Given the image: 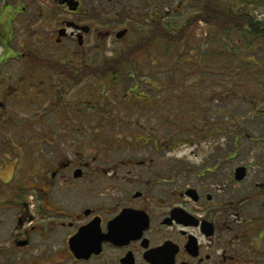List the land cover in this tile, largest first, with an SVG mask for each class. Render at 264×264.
I'll return each instance as SVG.
<instances>
[{
  "label": "flooded vegetation",
  "instance_id": "flooded-vegetation-1",
  "mask_svg": "<svg viewBox=\"0 0 264 264\" xmlns=\"http://www.w3.org/2000/svg\"><path fill=\"white\" fill-rule=\"evenodd\" d=\"M217 1L0 0V264H264V165L169 166L214 133L181 130L136 82L99 105L102 82L161 73L183 41L168 30L257 10Z\"/></svg>",
  "mask_w": 264,
  "mask_h": 264
},
{
  "label": "rangeland",
  "instance_id": "rangeland-1",
  "mask_svg": "<svg viewBox=\"0 0 264 264\" xmlns=\"http://www.w3.org/2000/svg\"><path fill=\"white\" fill-rule=\"evenodd\" d=\"M217 2L225 4L224 0ZM250 2V10L264 12V0ZM220 29L215 24H197L192 32L187 31V39L178 46L168 44L166 64L161 73L157 70L159 75L149 74L143 70H148L147 65H143L136 81L122 75L114 86L102 82L101 87L107 93L101 96V107L112 105L114 93L122 95L126 92L122 88L128 89L136 82L135 87L150 89L154 100L166 95L164 108L173 107L168 110V118L177 122V126L180 124L181 130L188 131V127L197 125L203 127L202 132L212 128L214 134H207L213 138L210 142L203 137L200 144L181 141L173 149H166L169 166L183 156L189 164L213 167L216 157L226 154L230 155L226 162L231 169L239 164H248L252 170L264 165V161L256 160L263 159L264 151L261 140L264 138V45L241 31ZM130 67L138 70L134 65ZM155 67L160 68V64ZM88 81L91 85L95 83V79ZM169 100H174V104ZM168 131L169 140L178 141L183 136L184 141L188 139V133L172 132L170 125ZM196 147H199L197 155ZM205 157L207 161L203 160Z\"/></svg>",
  "mask_w": 264,
  "mask_h": 264
},
{
  "label": "trees",
  "instance_id": "trees-1",
  "mask_svg": "<svg viewBox=\"0 0 264 264\" xmlns=\"http://www.w3.org/2000/svg\"><path fill=\"white\" fill-rule=\"evenodd\" d=\"M214 12V11H213ZM218 10H215V13H213L212 21L214 24L221 28H232L236 27L238 30L242 31L244 35L250 39H254V41L261 42L264 45V17H259L257 14L253 13H245V14H221L218 13ZM207 19V17H206ZM188 24L183 25L182 29H178L175 31L168 30L167 32V40L168 41H178V40H184L187 39L188 36ZM172 46V44H170ZM135 50L143 52V50H146V48H136ZM193 57V55H191ZM110 67L112 69H107V71H114L116 68L115 64H111ZM171 102V105L174 104V100H169ZM173 107H169V111Z\"/></svg>",
  "mask_w": 264,
  "mask_h": 264
},
{
  "label": "water",
  "instance_id": "water-1",
  "mask_svg": "<svg viewBox=\"0 0 264 264\" xmlns=\"http://www.w3.org/2000/svg\"><path fill=\"white\" fill-rule=\"evenodd\" d=\"M237 170L239 171H243V167L240 166L237 168ZM83 241V238L80 236V234L76 237V238H73L71 239L70 241V245H71V248L73 249L74 253L77 255V256H83V253H84V245H82V242ZM75 248V249H74Z\"/></svg>",
  "mask_w": 264,
  "mask_h": 264
}]
</instances>
